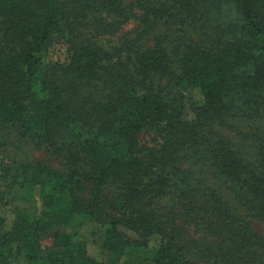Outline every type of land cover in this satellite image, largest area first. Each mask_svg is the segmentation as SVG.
Segmentation results:
<instances>
[{
    "label": "trees",
    "instance_id": "1",
    "mask_svg": "<svg viewBox=\"0 0 264 264\" xmlns=\"http://www.w3.org/2000/svg\"><path fill=\"white\" fill-rule=\"evenodd\" d=\"M134 1L142 12L130 11L139 24L133 54L110 63L86 30L93 16L98 29L110 26L99 16L119 0H0V128L61 164L19 166L34 216L6 231L0 208V264H39V233L51 228L46 264H105L77 237L84 222L99 227L109 259L139 246L122 227L160 238L152 264H264L263 236L200 180L202 171L222 178L237 207L264 225V0ZM219 1L232 6L235 22H213ZM159 22L174 34H154ZM57 43L66 58L47 66L43 57ZM150 78L167 86L155 90ZM192 91L200 101L188 122L181 93ZM230 118L253 129L242 137L251 141L250 161L212 129ZM145 129L158 133L159 147L139 143ZM63 195L67 205L55 210Z\"/></svg>",
    "mask_w": 264,
    "mask_h": 264
},
{
    "label": "rangeland",
    "instance_id": "2",
    "mask_svg": "<svg viewBox=\"0 0 264 264\" xmlns=\"http://www.w3.org/2000/svg\"><path fill=\"white\" fill-rule=\"evenodd\" d=\"M169 6L170 2L166 0ZM218 8H212L210 15L213 18V22L229 23L236 21V13L230 4L219 1ZM133 12L139 14L142 11L135 9L134 0H119V2L110 7L108 12H103L99 17L110 26L105 25L98 29L95 25V19L97 16H93L90 20L91 24L88 26L86 33L93 37V40L97 43L103 51L109 53V62L114 63L116 61H127L128 56H132L130 45L133 43L135 36L138 32L139 24L133 19L130 13ZM99 15V14H97ZM167 30L166 26L161 22L157 23L154 27V34H161L168 32V35L174 34V27ZM154 36L149 35L147 40L141 42L144 46H150L152 44ZM66 58V48L64 45L57 43L53 45L44 55L43 62L49 66L54 62H63ZM132 67L131 62H129ZM245 73L251 72V66L245 67L242 70ZM151 80L153 88L157 90L163 86H167L165 79H147ZM182 94V106L184 118L188 122L194 120V114L192 109L194 107V101H200V96L197 92H183ZM250 127V126H249ZM244 121L239 119L230 118L227 119L226 125L213 126V130L220 131L227 139H229L234 146L241 150L245 160L250 161L254 156L252 144L247 138L245 140L242 137L247 135L250 129ZM138 141L145 147H159L162 143L161 137L153 129H145L140 132ZM255 145V143H253ZM34 162H41L53 168H61V164L58 159L49 154L47 149L43 146H39L36 142L30 138L22 137L20 133H17L12 127L0 128V208H2V214L5 216L6 231L10 230L14 221L22 217L24 221L29 225L32 221L34 212L32 207V201L28 193L26 186L20 187V178L18 176L19 166L21 164H28ZM184 170L188 168V165L182 167ZM202 187H209L213 189L219 196L223 198L226 205L238 215L243 216L249 222H251L252 228L257 231L264 238V225L252 218L247 217L237 206H239V198L235 197L234 189L229 184L227 185L220 177H215L208 171H202L201 173ZM110 194V193H109ZM67 197L63 195L60 201L57 203L55 210L64 208L67 205ZM238 203V204H237ZM241 205V204H240ZM171 217V216H169ZM187 220L179 219L178 226L184 229H189L194 235L196 229L189 225ZM30 226V225H29ZM60 231L67 233L74 232V228L58 225L56 226ZM55 227V228H56ZM52 229L39 233V242L41 259L39 264H46L49 257L55 251L52 243V239L49 237L48 232ZM120 230L127 236L131 244L138 243L139 246H131L125 249L126 251L119 256H115L109 259L108 256L101 252L99 248L98 235H100V229L92 223L84 222V225L77 229V237L84 241L87 247V254L89 257L99 261H103L105 264H152V256L157 248L160 238L157 235L139 236L134 232L127 229L120 228ZM197 234V233H196ZM198 235V234H197ZM194 235V236H197ZM264 258V256H263ZM260 262V261H258ZM13 264H27L26 261L18 260Z\"/></svg>",
    "mask_w": 264,
    "mask_h": 264
}]
</instances>
